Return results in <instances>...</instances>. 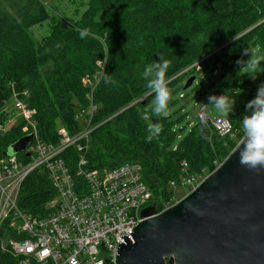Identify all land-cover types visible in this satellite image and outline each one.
Wrapping results in <instances>:
<instances>
[{
  "label": "trees",
  "instance_id": "1",
  "mask_svg": "<svg viewBox=\"0 0 264 264\" xmlns=\"http://www.w3.org/2000/svg\"><path fill=\"white\" fill-rule=\"evenodd\" d=\"M74 4L84 10L74 19L56 17L49 32L36 38L31 28L52 17L45 2L0 0V158L24 133L22 118L8 123L14 92L37 110L40 136L58 142L59 123L71 133L83 128L77 110L87 106L84 77L97 72L101 60L106 67L95 90L96 127L88 151L92 167L139 163L143 180L160 202L173 192L171 181L184 175V161L190 173L206 176L215 170L243 138L245 105L229 116L234 137L221 136L211 123L197 121L177 142L171 114L143 119L154 98L143 71L163 53L171 61L166 73L170 87L202 72L227 47L239 49L254 41L264 52V0H80ZM85 28L90 34L81 39L79 31ZM206 55L200 70L188 69ZM156 123L163 130L149 142L148 127ZM64 156L73 168L77 150L71 148ZM53 193L47 174L35 170L23 183L19 205L40 213ZM0 264H16L2 249L1 240Z\"/></svg>",
  "mask_w": 264,
  "mask_h": 264
},
{
  "label": "built area",
  "instance_id": "2",
  "mask_svg": "<svg viewBox=\"0 0 264 264\" xmlns=\"http://www.w3.org/2000/svg\"><path fill=\"white\" fill-rule=\"evenodd\" d=\"M207 57L188 69L200 70L201 61ZM97 64L98 71L84 77L87 107L80 106L77 110L83 128L75 134L58 129L57 141L61 140V144L49 150L38 132L37 110L28 105L25 97L17 92L13 94L12 107L16 109L12 111L25 123L22 136L32 135L28 147L19 152L24 155L22 161L19 153L8 151L0 159V223L8 220L5 232L8 228L16 236L25 235V239L13 243L11 255L16 264H117L119 241L143 220L141 210L153 205L163 211L177 199L174 188L192 190L202 177L200 172L190 173L184 161V175L178 181H171L170 192H173L160 202L143 180L140 164L125 162L113 168L90 165V136L96 125L91 126L89 119H93L98 109L95 90L106 62L99 60ZM206 109L207 105H201L198 114L201 122L211 123L221 136H235L231 120H223L219 115L211 118ZM71 148L77 150L73 168L64 156ZM27 160H33L34 164L21 169L19 166ZM35 167L50 176L57 188L45 202L43 211L37 213L41 214L38 218L33 217L35 213L26 214L15 199L23 180Z\"/></svg>",
  "mask_w": 264,
  "mask_h": 264
},
{
  "label": "water",
  "instance_id": "3",
  "mask_svg": "<svg viewBox=\"0 0 264 264\" xmlns=\"http://www.w3.org/2000/svg\"><path fill=\"white\" fill-rule=\"evenodd\" d=\"M31 140L11 148L22 152ZM237 146L169 208L144 207L119 241L117 264H264V169L242 166Z\"/></svg>",
  "mask_w": 264,
  "mask_h": 264
},
{
  "label": "rangeland",
  "instance_id": "4",
  "mask_svg": "<svg viewBox=\"0 0 264 264\" xmlns=\"http://www.w3.org/2000/svg\"><path fill=\"white\" fill-rule=\"evenodd\" d=\"M43 1L49 7L52 17L46 22L40 23L31 28L32 33L36 38H39L49 32L51 22L56 17L60 16L74 19L78 12H82L84 10V7L74 4V2H79L80 0ZM245 48L253 51L256 55H264L260 45L254 41H250L244 47L239 49L235 47H227L225 51L219 55L216 62L211 60L208 63L207 68H205L202 72L186 76L181 81L180 85H177L176 83L175 85L170 86V88L173 90V94L172 100L169 103L168 114H171L172 118L175 120L177 142L189 132L194 123L200 121L198 114L201 105L207 104L208 97L210 95H221L225 92L230 97L235 98L236 105L234 112L241 109L247 104V102H249L251 98L250 95L253 91L254 93L252 96H254V94L256 95L258 87L260 84L264 83V62H262L259 66V73L257 75L251 74L250 76L246 74L245 71L239 72L241 66L237 65L236 61L241 58L246 61L251 56V53L246 56H242ZM193 75L196 76L193 83L190 86L185 87L188 79ZM152 102L150 103L151 106ZM12 105L9 106L11 113V119L8 122L9 124L18 119L17 114L13 113L12 111L15 110V107H12ZM206 112L211 118L218 115L211 105H207ZM64 126V124L59 123L57 129H62ZM26 140L27 139L21 141L18 146ZM14 148L15 147L11 148L9 152H14ZM190 191V189L186 190L181 186L174 188V193L177 196L176 201L181 199ZM154 198H156V196ZM154 198L149 201L148 204H151Z\"/></svg>",
  "mask_w": 264,
  "mask_h": 264
},
{
  "label": "clouds",
  "instance_id": "5",
  "mask_svg": "<svg viewBox=\"0 0 264 264\" xmlns=\"http://www.w3.org/2000/svg\"><path fill=\"white\" fill-rule=\"evenodd\" d=\"M90 34V30L85 28L79 31L81 39ZM251 53L248 60L243 58L236 61L240 65V71L246 74H258L259 66L264 62V55H256L253 51L245 48L242 56ZM159 60H154L146 65L143 71V78L146 81V87L154 94L150 113H145L143 119L148 120L151 116H167L169 103L172 100L173 90L169 87L170 80L166 79L167 70L171 66V61L166 59L163 53H159ZM108 77H106V80ZM206 105H211L214 111L223 120L229 121L230 113L234 112L236 99L230 97L227 93L221 95H210ZM246 112L241 117V126L243 129V139L237 146L239 153V162L249 170L256 172L264 169V83L260 84L256 95L245 105ZM163 130L160 123L149 125L147 141H151Z\"/></svg>",
  "mask_w": 264,
  "mask_h": 264
},
{
  "label": "bare ground",
  "instance_id": "6",
  "mask_svg": "<svg viewBox=\"0 0 264 264\" xmlns=\"http://www.w3.org/2000/svg\"><path fill=\"white\" fill-rule=\"evenodd\" d=\"M99 85V84H98ZM98 85H97V87H98ZM96 87V88H97ZM83 107H85V106H83ZM87 107V106H86ZM16 109V108H15ZM97 112V111H96ZM95 112V113H96ZM36 115V114H35ZM95 115V114H94ZM89 121H90V124H91V126L93 125V121H94V119H92V118H90L89 119ZM62 129H65V130H69L68 128H66L65 126L62 128ZM39 132V131H38ZM78 132V131H77ZM77 132H75V133H77ZM69 133H71V131L69 130ZM75 133H72V134H75ZM40 135V134H39ZM61 144V140H59L58 142H48V141H45V147L47 148V150H49L51 147H53V146H58V145H60ZM3 158V157H2ZM1 159V158H0ZM22 161V160H21ZM1 162V161H0ZM134 163H137V162H134ZM34 164V162H33V160H27L26 162H24L23 164H21L19 167L21 168V169H24V168H26V167H28V166H30V165H33ZM131 164H133V162H131ZM139 164V163H138ZM219 165V164H218ZM140 169H141V171H142V166H140ZM35 170H39L37 167H35L34 168V171ZM32 173V172H31ZM30 173V174H31ZM29 174V175H30ZM202 174V173H201ZM28 175V176H29ZM27 176V177H28ZM205 176H203V174H202V177L200 178V180L197 182V184H196V186L199 184V182L204 178ZM48 178L50 179V181H51V184H52V186H53V190L54 191H57V188L53 185V183H52V179L50 178V176H48ZM27 179V178H26ZM25 179V180H26ZM25 180H23V182H22V184L25 182ZM174 181H178V180H174ZM23 186V185H22ZM195 186V187H196ZM21 190H22V187L21 188H19L18 190H17V192H16V196H15V199H16V201H18L19 199H20V195H21ZM188 194V193H187ZM178 201V200H177ZM176 202V201H175ZM175 202H173V204L175 203ZM172 204V205H173ZM171 205V206H172ZM169 208V207H168ZM167 209V208H166ZM24 212L26 213V214H29V212L28 211H26V210H24ZM33 213V212H32ZM33 215V217H39L41 214H37V213H35V214H32ZM140 223V222H139ZM138 223V224H139ZM137 224V225H138ZM6 225H9V221L8 220H5V221H3L2 223H0V232L2 233V235H0V240H1V247H2V249L4 250V251H8V252H10L11 254H13V243L15 242V241H21V240H23V239H25V235H18V236H16L15 234H13V233H9V231H8V228L6 229V232H5V226ZM5 233L6 234H8V235H5ZM124 239L122 238V241H123ZM121 241V242H122ZM18 264H19V262H18Z\"/></svg>",
  "mask_w": 264,
  "mask_h": 264
}]
</instances>
